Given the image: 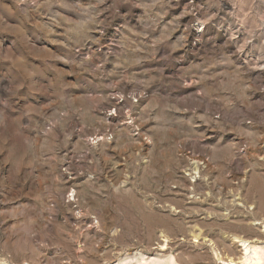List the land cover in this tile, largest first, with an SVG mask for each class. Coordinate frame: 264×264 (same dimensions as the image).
Instances as JSON below:
<instances>
[{"label":"rangeland","instance_id":"374dc122","mask_svg":"<svg viewBox=\"0 0 264 264\" xmlns=\"http://www.w3.org/2000/svg\"><path fill=\"white\" fill-rule=\"evenodd\" d=\"M230 260L264 264V0H0V264Z\"/></svg>","mask_w":264,"mask_h":264},{"label":"bare ground","instance_id":"6f19581e","mask_svg":"<svg viewBox=\"0 0 264 264\" xmlns=\"http://www.w3.org/2000/svg\"><path fill=\"white\" fill-rule=\"evenodd\" d=\"M197 163H198V161H197ZM200 166V165H199ZM197 167V166H196ZM195 167V168H196ZM198 169V168H197ZM252 215H253V219L252 220H259L257 217H256V213L255 212H253L252 213ZM194 238H196V239H199L200 240V244H206V242H212V239L210 238L209 240H207V237H210V235L209 234H207V233H205V232H199L198 234H196L195 233V235L193 236ZM233 237H234V239H238L240 242H242L244 245L247 243V241L248 240H246V239H244L242 236H238V235H233ZM214 244H218L217 242L215 243H213V245ZM217 246V245H216ZM233 262V260H230L229 261V264L230 263H232Z\"/></svg>","mask_w":264,"mask_h":264}]
</instances>
